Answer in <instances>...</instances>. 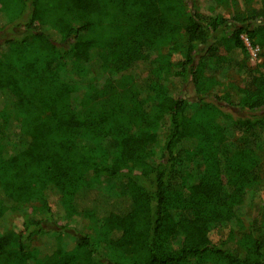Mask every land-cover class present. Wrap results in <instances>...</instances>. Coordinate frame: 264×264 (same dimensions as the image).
<instances>
[{"label": "trees", "instance_id": "1", "mask_svg": "<svg viewBox=\"0 0 264 264\" xmlns=\"http://www.w3.org/2000/svg\"><path fill=\"white\" fill-rule=\"evenodd\" d=\"M230 1L0 0V264H264V0Z\"/></svg>", "mask_w": 264, "mask_h": 264}, {"label": "rangeland", "instance_id": "2", "mask_svg": "<svg viewBox=\"0 0 264 264\" xmlns=\"http://www.w3.org/2000/svg\"><path fill=\"white\" fill-rule=\"evenodd\" d=\"M253 5L254 4L250 3V5L248 6V4L247 3L245 4L243 0H231L228 5L224 6V8H219V11L225 13L226 15H231V14L246 15L249 9ZM201 7H202L201 9L204 10V6H201ZM206 11L207 10L205 9L204 12ZM9 33L10 32L8 31L0 33V42L3 41L4 37L8 36ZM245 44L249 51V63L251 65L258 63L259 61L253 58L251 46H254V45L252 44L251 40L249 39L248 41L245 40ZM151 66H153L152 60L143 58L142 60L139 61V63L133 69H130L123 75L122 74L116 75L115 80L118 82L124 76L126 78H129V80H127L126 82L129 83V86L131 88L139 89V88L147 87L149 84H152L155 80V78L152 76L150 72ZM100 85L101 84L98 82L97 86L100 87ZM121 89L122 88L120 87V90ZM174 91H178V89L175 87ZM188 92L190 91L188 90ZM6 99L9 105L11 106L13 104V97L10 94L6 93ZM11 110H12V107L9 108V115L6 118L4 123H1L2 121L0 118V131H2V133L0 132V140L5 141L4 145L6 144L5 146L8 147V151L10 153L15 149L14 146L16 145V141H18V138H19L18 133L20 130L19 121L14 117L13 111L11 112ZM259 174H260L259 175L260 179H262L261 182H263L264 168L260 170ZM120 185L121 183L118 180H115L110 183H107L105 181L101 184V188H103L104 190L110 191V193L115 194L119 192L118 189L120 188ZM260 193L264 194V189H261ZM22 222H23L22 216L19 213H14L8 218L6 224L8 228L14 230L15 232H19L22 229ZM80 229L86 230L87 232H91V234L96 235L95 230H93L92 228V224L88 223V221L82 222L80 225ZM210 235L214 241L219 242V234L217 231H212ZM42 243H43L42 239L35 242L37 253H36V256L30 260V262H33L34 259H38L43 256ZM209 264H213V263L210 262Z\"/></svg>", "mask_w": 264, "mask_h": 264}, {"label": "built area", "instance_id": "3", "mask_svg": "<svg viewBox=\"0 0 264 264\" xmlns=\"http://www.w3.org/2000/svg\"><path fill=\"white\" fill-rule=\"evenodd\" d=\"M244 39L248 41L249 38L244 36ZM251 50H252L253 58L260 61L261 58L259 56V47L258 46H251Z\"/></svg>", "mask_w": 264, "mask_h": 264}]
</instances>
